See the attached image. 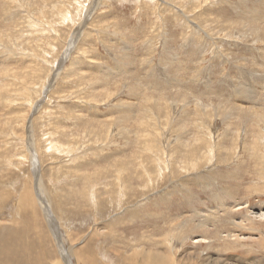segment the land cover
<instances>
[{
	"label": "rangeland",
	"instance_id": "1",
	"mask_svg": "<svg viewBox=\"0 0 264 264\" xmlns=\"http://www.w3.org/2000/svg\"><path fill=\"white\" fill-rule=\"evenodd\" d=\"M25 191L60 264H264V0H0V243L44 264Z\"/></svg>",
	"mask_w": 264,
	"mask_h": 264
},
{
	"label": "bare ground",
	"instance_id": "2",
	"mask_svg": "<svg viewBox=\"0 0 264 264\" xmlns=\"http://www.w3.org/2000/svg\"><path fill=\"white\" fill-rule=\"evenodd\" d=\"M32 1V0H31ZM53 1V0H52ZM59 2V1H58ZM94 2V1H93ZM67 7V6H66ZM89 15V14H88ZM88 17V16H87ZM90 18V17H89ZM84 26V24H83ZM14 27V26H13ZM80 30V29H79ZM259 32V31H258ZM263 33V32H262ZM78 34V33H77ZM249 34V33H248ZM246 33V35H248ZM263 35V34H261ZM76 36V35H75ZM251 35H249L250 37ZM16 39V38H15ZM260 39V38H259ZM75 42V41H74ZM72 47V46H71ZM73 48V47H72ZM36 91V90H35ZM30 92V91H29ZM102 93V92H101ZM114 94V93H113ZM145 101V100H144ZM40 105L37 106V108ZM13 124V123H12ZM120 165H123V163H121ZM118 189V188H117ZM120 189V186H119ZM144 195V194H143ZM146 195V194H145ZM144 195V196H145ZM146 197V196H145ZM21 201V208L22 209H30L31 210V214L29 216V218L27 219V223L28 226L31 227V221H33V224L36 226L37 222V216H36V211H35V200L34 198H32V194L30 191H25L23 193V195H21L20 198ZM122 201V200H121ZM135 202V201H134ZM120 203V202H119ZM20 204V202H19ZM100 211V210H99ZM264 215H262L260 218H263ZM205 216H203L204 218ZM259 217V216H258ZM205 219V220H204ZM204 221L199 222V224H197L196 226H194V234L195 231L200 229H207L208 226H213V219L211 217V220L204 218ZM25 221V220H24ZM32 228L33 230L31 231V239L34 243V246L36 248L35 252H36V256L34 259H37L40 262H44L47 260V257L51 258L52 261H54V264H60V261L58 260V258L55 256V254H57V252L54 254L53 250L51 251V249H49V244L46 241V239H44L43 234L39 231V229H35ZM182 229L185 230L186 224H182L181 225ZM3 229V228H2ZM190 229V228H189ZM192 230V229H191ZM203 231V230H202ZM20 232V231H19ZM60 233V232H59ZM59 233H55L53 234L56 238L59 239L58 236ZM1 234V238H2V232H0ZM10 234H15L14 237H11L8 240V243L10 241L16 240V243L18 244V240H20L22 237L16 233H10ZM233 234V233H232ZM187 233L183 232L182 236H179L178 238L180 240H182V237H186ZM48 236V235H47ZM98 236H100V234L98 232L94 233L93 235H88L85 239H84V244L85 247L83 249H80L78 251L75 250L76 248V244H72L71 246H69L68 248L61 246V242L58 245V250H60V256L62 259L61 264H99V262L97 261V259L100 257V253L99 251H97L96 249H94V242L93 239L96 238L98 240ZM232 236V235H230ZM84 237V236H83ZM28 236H26V240H27ZM69 240L71 241V243H74V239L72 236L68 237ZM79 238V237H78ZM237 238H240L239 235H237ZM236 238V239H237ZM250 238V237H249ZM206 239V238H205ZM217 239V238H216ZM202 241L199 240V243L204 242V238L201 239ZM235 240V239H234ZM78 241V240H77ZM237 241V240H236ZM92 242V243H91ZM209 242V241H208ZM7 243V244H8ZM210 243V242H209ZM2 243H0V249H1V253H0V264H15L16 261L20 260L22 258V261L25 264L26 258H28L27 254L25 255V253H27L26 250H17V251H13L11 250V252H9L8 254L3 250L4 248H7L8 245H1ZM15 244V243H14ZM210 245V244H209ZM148 246V245H147ZM55 250V249H54ZM56 251V250H55ZM107 251V250H106ZM108 251H110L111 253L115 254L117 256V258H119L121 260V264H147V262L142 261V260H146V259H150L151 261L149 262L150 264H163L161 261V258H159L160 256H153L151 252H145L143 248H135L132 247V252H131V247L128 250V253H130V255H126L127 253L122 252L120 247L116 246L115 244L111 247V249H109ZM169 251V253H167V255H172V251L171 250H167ZM164 252V251H163ZM23 254V255H20ZM58 255V254H57ZM22 256V257H21ZM26 256V257H25ZM32 258L34 257V255H31ZM207 256V255H206ZM59 257V256H58ZM107 258V257H105ZM209 259V258H208ZM211 259V257H210ZM142 261V262H141ZM222 261V260H221ZM17 263V262H16ZM111 263V262H109ZM19 264V263H18ZM30 264V263H29ZM106 264V263H105ZM113 264V263H112ZM172 264V263H170Z\"/></svg>",
	"mask_w": 264,
	"mask_h": 264
}]
</instances>
